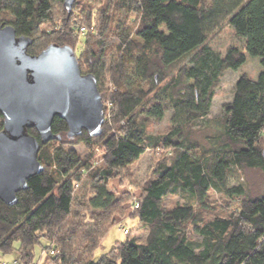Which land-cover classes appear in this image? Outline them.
Returning <instances> with one entry per match:
<instances>
[{"label": "trees", "instance_id": "obj_1", "mask_svg": "<svg viewBox=\"0 0 264 264\" xmlns=\"http://www.w3.org/2000/svg\"><path fill=\"white\" fill-rule=\"evenodd\" d=\"M96 1L95 9L76 0L67 12L63 0H0V25L30 37L28 53L51 43L74 49L81 73L96 78L104 111L98 136L70 139L54 117L51 131L61 138L40 144L42 171L15 204L0 200V259L14 251L18 264H264V178L228 185L239 169L264 173V0ZM226 19L242 47L222 52L207 39ZM246 54L262 69L255 79L238 75L210 131L204 123L215 89ZM166 113L169 130L151 132L149 122ZM79 143L84 155L74 149ZM148 150L162 154L138 183L131 167ZM110 178L132 191H114ZM210 191L235 209L206 217ZM172 197L182 203L167 206ZM127 216L136 221L132 231L94 260ZM142 228L138 242L131 234Z\"/></svg>", "mask_w": 264, "mask_h": 264}, {"label": "water", "instance_id": "obj_2", "mask_svg": "<svg viewBox=\"0 0 264 264\" xmlns=\"http://www.w3.org/2000/svg\"><path fill=\"white\" fill-rule=\"evenodd\" d=\"M75 1L63 0L67 12ZM31 44L30 37L16 35L11 25H0V200L6 205L15 204L26 181L42 171L40 144L60 140L51 131L54 117L66 122L70 139L82 131L98 136L104 122L96 78L81 73L74 49L51 43L30 54ZM31 128L40 142L28 132Z\"/></svg>", "mask_w": 264, "mask_h": 264}, {"label": "rangeland", "instance_id": "obj_3", "mask_svg": "<svg viewBox=\"0 0 264 264\" xmlns=\"http://www.w3.org/2000/svg\"><path fill=\"white\" fill-rule=\"evenodd\" d=\"M84 2L95 9L100 5L96 0H84ZM79 19L78 21L80 22L81 20ZM207 43L216 50L222 52L225 51L227 47L232 45L242 47V42L234 34V30L229 25L228 19L222 22V24L209 35ZM77 51L78 50H76V53ZM261 69L262 68L259 62V58L251 57L246 54V61L238 69H229L224 72L220 79L219 85L215 89L210 113L205 119L204 123L210 127V131L214 130L215 132L219 128V119L223 110L222 106L223 104L232 100L233 86L238 75L244 72L249 75L250 78L255 79ZM169 121V113H166L160 121H150L149 130L155 134H164L169 130ZM74 149L78 153H80V155H84L86 153V149L82 145V143L75 145ZM161 154L162 151H145L131 167V175L133 177V180L138 183H143L149 178V176H152L151 174L153 173V169L156 166L158 159H160ZM235 175L236 177L229 178V186L244 183V180L247 181L248 179L251 183L254 184L255 182H259L262 178H264V173L259 170L255 171L239 169L238 172L235 173ZM127 182L120 184L117 178H110L108 185L109 188L113 189L114 191L117 190L116 192L124 190L132 191V188ZM175 203H182V201L180 198L175 197L166 200L167 206L174 205ZM208 203L210 204L211 210L205 212L206 217L214 215L225 216L230 211L235 209L236 204V202L232 199L230 200L229 198H225L222 195L215 194L212 191L209 192ZM135 223L136 221L134 219H131L127 216L113 225L102 239L101 245L95 250L93 255L94 260H97L100 256L104 255L117 242L125 240V230L126 232L127 230H131L134 227ZM146 234L147 229L142 228L132 232L131 235H133L138 242H144ZM36 251L37 256L40 252L38 249H36ZM15 257L16 253L13 251L10 254L2 255L0 262H9L15 259Z\"/></svg>", "mask_w": 264, "mask_h": 264}, {"label": "built area", "instance_id": "obj_4", "mask_svg": "<svg viewBox=\"0 0 264 264\" xmlns=\"http://www.w3.org/2000/svg\"><path fill=\"white\" fill-rule=\"evenodd\" d=\"M81 32H83L84 31V28L82 27L81 29ZM125 232H126V230H125ZM0 264H18L16 261H9V262H1Z\"/></svg>", "mask_w": 264, "mask_h": 264}]
</instances>
